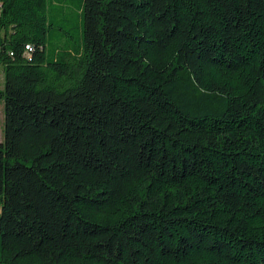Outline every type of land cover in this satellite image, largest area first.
I'll list each match as a JSON object with an SVG mask.
<instances>
[{"label": "trees", "instance_id": "1", "mask_svg": "<svg viewBox=\"0 0 264 264\" xmlns=\"http://www.w3.org/2000/svg\"><path fill=\"white\" fill-rule=\"evenodd\" d=\"M0 264H264V0H0Z\"/></svg>", "mask_w": 264, "mask_h": 264}, {"label": "rangeland", "instance_id": "2", "mask_svg": "<svg viewBox=\"0 0 264 264\" xmlns=\"http://www.w3.org/2000/svg\"><path fill=\"white\" fill-rule=\"evenodd\" d=\"M3 71H0V88L3 87ZM4 126H5V114H4V104L0 101V142L4 140Z\"/></svg>", "mask_w": 264, "mask_h": 264}]
</instances>
